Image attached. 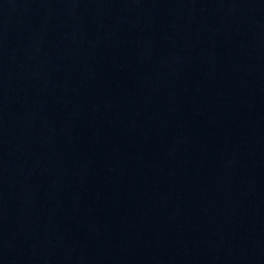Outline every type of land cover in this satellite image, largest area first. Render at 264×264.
<instances>
[{"label": "water", "instance_id": "1", "mask_svg": "<svg viewBox=\"0 0 264 264\" xmlns=\"http://www.w3.org/2000/svg\"><path fill=\"white\" fill-rule=\"evenodd\" d=\"M0 264H264V0H0Z\"/></svg>", "mask_w": 264, "mask_h": 264}]
</instances>
